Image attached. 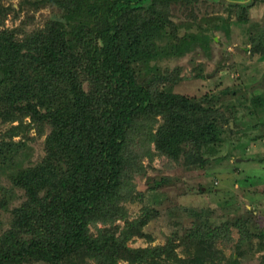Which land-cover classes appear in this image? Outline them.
Masks as SVG:
<instances>
[{
	"label": "rangeland",
	"instance_id": "1",
	"mask_svg": "<svg viewBox=\"0 0 264 264\" xmlns=\"http://www.w3.org/2000/svg\"><path fill=\"white\" fill-rule=\"evenodd\" d=\"M150 7L123 12L121 28L132 24L131 33L134 27L149 26L147 20L161 17L162 24L156 26L164 27L178 44L185 45L187 39L183 44L182 38L186 36L198 39L183 46L184 53L163 54L153 61L132 64L137 84L147 90L165 89L168 94L194 100L195 105L208 102L223 140L209 149L196 148L195 152L204 154L202 161L193 159L190 150L185 155L164 153L153 141L163 124L161 117L156 116L153 123L141 116L135 118L127 131V157H132L120 180L119 200L108 201L87 221V235L102 245L108 242L110 246L113 241L118 248V264H193L197 249L208 246L221 250L226 258H234L237 264H264V110L252 105L255 98L257 102L264 97V56L249 53L248 39L251 24H264V0H254L246 8L220 0H159ZM235 8L247 11L248 24L236 22L237 14H230ZM66 15L67 7L53 0H0V33L11 34L22 56L34 55V42L42 45L41 50L58 41L60 29L66 42L75 38L73 69L90 101H83L84 108L102 118L103 110L111 106L97 90L103 77L81 64L95 48H104L95 31L97 23L91 17L69 20ZM118 40L123 46L124 39ZM175 40L173 45L169 40L167 44L175 46ZM105 83L101 84L104 90ZM252 109L256 113L249 115ZM5 111L9 119L3 120L0 114V144L15 147L11 153L15 163L0 169V239L10 231L17 235L12 222L16 210L20 215L39 211L26 190L15 183L14 175L40 165L56 166L58 176L51 185L39 189L35 200L50 203L56 199L59 204L62 193L65 195L62 180L72 174L75 165L73 157L62 153V158L49 149L48 142L56 130L50 122L32 120L25 110L13 118L10 110ZM85 135H89L84 139L87 145L94 134ZM33 218L29 225L19 228L20 244L33 237L28 234L35 223ZM246 230L257 237L241 243Z\"/></svg>",
	"mask_w": 264,
	"mask_h": 264
},
{
	"label": "trees",
	"instance_id": "2",
	"mask_svg": "<svg viewBox=\"0 0 264 264\" xmlns=\"http://www.w3.org/2000/svg\"><path fill=\"white\" fill-rule=\"evenodd\" d=\"M53 1L67 7V19L91 17L97 23L95 31L104 48H95L93 55L87 51L90 56L82 60L81 64L89 72L103 77L97 90L111 106L103 110L102 118L95 117L90 110L84 108L83 101H90L86 99L73 69L75 38L66 42L60 29L57 43L52 41L39 50L42 45L36 46L34 42V55L22 56L18 46L12 42L11 34L7 31L0 33L2 119H9L6 108L11 111L12 118L25 110L28 115L33 116L32 120L50 122L56 130L48 142L49 149L56 155L61 154L62 158L64 153L73 157L71 160L75 163L72 174L62 180L61 187L65 195L62 193L59 204L56 199L50 203L35 200L39 189L44 188L45 184L51 185L52 180L58 176L59 168L56 166L40 165L14 175L15 183L26 190L39 211L33 212L32 216L24 212L20 215L16 210L12 222L14 230L18 232L13 235L10 231L0 239V264H28L36 261L75 264L78 258L81 260L78 259L77 264H86L84 259L93 260L95 264H118L116 244L111 241L112 245L107 246L108 242L102 245L90 239L87 235V221L96 216L108 201L116 203L119 200L120 180L124 177L126 167L131 165L132 156L127 157V131L133 120L141 116L143 121L153 123L154 118L160 116L163 124L153 141L162 146L164 153L185 155L190 150L194 155L193 159L198 161H202L204 154L195 152L196 148L209 149L214 144H220L223 140L222 130L217 124L215 113L207 107L208 102L199 101L200 104L195 105L192 99L168 94L165 89L160 92L157 88L147 90L136 82L132 64L144 60L153 61L163 54L184 53L183 46L198 39L196 36H186L182 38L183 44L187 39L185 45L178 44V40L168 37L164 27H157L162 24L161 17L147 20L149 26H141L140 29L134 27L131 32L133 34L130 33L133 30L132 24L121 28L123 12L141 7L151 9V4H156L159 0H148L145 3L140 0ZM231 11L237 14V23L248 24L246 10L230 9V14ZM86 22L88 25L91 23L89 19ZM58 26L64 28L63 25ZM262 27L264 24H251L248 27L250 54L264 56ZM113 33L115 36L111 35ZM117 35L124 39L123 46L119 45L123 41H119ZM167 40L171 45L174 40L177 44L169 46ZM155 42L160 44L159 47ZM102 83H105V90L101 88ZM256 99L252 101L254 109L264 110V97H259L255 102ZM76 101H79V106ZM147 103L148 106H145ZM254 112L253 109L249 110V115ZM91 133L94 137L88 138L85 145L84 139L89 137L85 134ZM14 150L15 147L9 143L0 144L1 170L8 169L15 163L11 154ZM66 190L74 192L68 194ZM33 217L34 226L28 228L31 230L28 234L33 237L20 244L19 228L24 224L29 225L28 221ZM250 233L251 231L246 230L241 234L240 242L243 243L246 239L244 243H249L252 236L257 237ZM262 233L264 234V229ZM213 248L208 246L197 249L192 263L196 264V260L197 264H237V260L226 258L221 250Z\"/></svg>",
	"mask_w": 264,
	"mask_h": 264
},
{
	"label": "water",
	"instance_id": "3",
	"mask_svg": "<svg viewBox=\"0 0 264 264\" xmlns=\"http://www.w3.org/2000/svg\"><path fill=\"white\" fill-rule=\"evenodd\" d=\"M223 3L226 2L227 5L235 6L238 5L240 7L246 8L249 7L254 0H220Z\"/></svg>",
	"mask_w": 264,
	"mask_h": 264
}]
</instances>
